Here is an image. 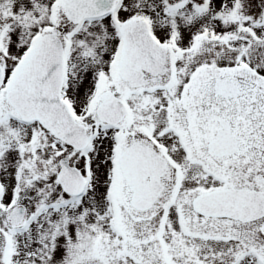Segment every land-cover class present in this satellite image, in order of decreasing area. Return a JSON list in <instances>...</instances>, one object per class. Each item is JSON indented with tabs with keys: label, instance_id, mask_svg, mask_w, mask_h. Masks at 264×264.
I'll list each match as a JSON object with an SVG mask.
<instances>
[{
	"label": "snow or ice",
	"instance_id": "obj_1",
	"mask_svg": "<svg viewBox=\"0 0 264 264\" xmlns=\"http://www.w3.org/2000/svg\"><path fill=\"white\" fill-rule=\"evenodd\" d=\"M0 264H264V0H0Z\"/></svg>",
	"mask_w": 264,
	"mask_h": 264
}]
</instances>
